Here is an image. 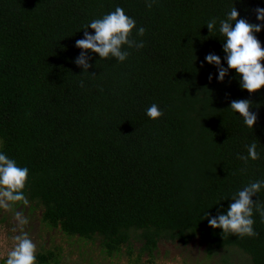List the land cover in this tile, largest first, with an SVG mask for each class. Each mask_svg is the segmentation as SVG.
Wrapping results in <instances>:
<instances>
[{
	"label": "trees",
	"instance_id": "trees-1",
	"mask_svg": "<svg viewBox=\"0 0 264 264\" xmlns=\"http://www.w3.org/2000/svg\"><path fill=\"white\" fill-rule=\"evenodd\" d=\"M117 5L145 28L132 36L144 47L123 63L93 54L81 72L72 62L81 28ZM258 5L264 0H154L151 8L145 0H0V150L30 170L27 203L0 208V257L27 232L38 264H73L72 256L160 264L159 244L191 241L203 244L206 264H264L259 214L254 237L225 235L204 217L264 179V86L249 94L234 78L209 81L216 69L201 66L209 52L223 57V37L206 21L235 6L259 22ZM256 35L264 46V30ZM245 98L258 115L253 129L229 107ZM152 103L164 110L156 120L145 114ZM251 142L261 158L245 166L237 153ZM253 199L264 204V192ZM16 212L28 223L17 226Z\"/></svg>",
	"mask_w": 264,
	"mask_h": 264
},
{
	"label": "clouds",
	"instance_id": "clouds-1",
	"mask_svg": "<svg viewBox=\"0 0 264 264\" xmlns=\"http://www.w3.org/2000/svg\"><path fill=\"white\" fill-rule=\"evenodd\" d=\"M145 2L151 8L154 0ZM254 12L255 20L259 22H251L241 17L235 6L226 11L222 18L212 17L206 21L209 32L218 31L223 37V57L209 52L201 62V66L207 63L216 69L215 73H208L209 81L215 79L217 82H224L226 77L234 78L239 88L247 90L249 94L264 86V46L256 35L264 30V7L258 5ZM81 29L84 30L82 38L77 39L74 45L80 51L72 58V62L82 69L81 72H89L93 66V54H98L100 59L114 58L118 63H123L130 55L129 49L144 47L143 40L137 41L132 36L135 29L136 35L142 37L145 28L137 27L136 20L119 5L90 19ZM229 107L242 118L246 127L253 129L258 115L250 110L252 104L249 99H233ZM145 114L149 119L156 120L164 115V110L157 103H152L146 108ZM245 148L246 153H237V158L245 166L249 161L261 158L255 142L246 144ZM29 173L26 165H20L15 158L0 150V208L9 209L20 201L27 203L25 189L30 179ZM261 192H264V179H250L232 192L230 197L222 198L214 204L217 206L215 214L210 211L214 205L207 209L204 217L208 225L213 229H220L225 235L256 236L254 212L264 218V204L253 197H258ZM222 201H228L227 205L221 203ZM15 215L21 225L28 223L21 212H16ZM0 264H38L36 244L27 232L15 236L14 246L5 257H0Z\"/></svg>",
	"mask_w": 264,
	"mask_h": 264
},
{
	"label": "rangeland",
	"instance_id": "rangeland-1",
	"mask_svg": "<svg viewBox=\"0 0 264 264\" xmlns=\"http://www.w3.org/2000/svg\"><path fill=\"white\" fill-rule=\"evenodd\" d=\"M17 226L18 220H15ZM34 229V228H33ZM158 249L160 264H182L184 261L186 264H206L203 253V244H198L197 241H191L186 246L175 245L170 243L159 244ZM73 264H80V257L72 256ZM124 260L120 259L117 264H124ZM208 264H213V260L209 259Z\"/></svg>",
	"mask_w": 264,
	"mask_h": 264
}]
</instances>
